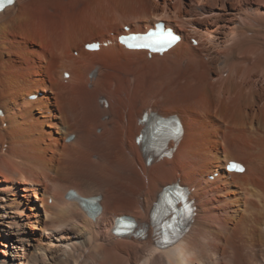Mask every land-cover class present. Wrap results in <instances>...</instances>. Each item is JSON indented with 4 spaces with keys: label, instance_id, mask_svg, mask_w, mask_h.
I'll list each match as a JSON object with an SVG mask.
<instances>
[{
    "label": "bare ground",
    "instance_id": "1",
    "mask_svg": "<svg viewBox=\"0 0 264 264\" xmlns=\"http://www.w3.org/2000/svg\"><path fill=\"white\" fill-rule=\"evenodd\" d=\"M156 22L181 34L163 55L117 42ZM145 113L180 119L171 157L148 162L136 143ZM176 182L194 216L162 248L151 216ZM120 216L138 236L113 234ZM263 222L264 0H16L0 13V264H264Z\"/></svg>",
    "mask_w": 264,
    "mask_h": 264
},
{
    "label": "snow or ice",
    "instance_id": "2",
    "mask_svg": "<svg viewBox=\"0 0 264 264\" xmlns=\"http://www.w3.org/2000/svg\"><path fill=\"white\" fill-rule=\"evenodd\" d=\"M8 2L11 3L12 0H8ZM231 167H232L234 170H241V171H242V169L239 168L238 165L233 164V165H231ZM165 227H169V226H168V225H165ZM171 242H172V241L169 240V239L167 238V236H165L162 240H158V243H161V244H168V243H171Z\"/></svg>",
    "mask_w": 264,
    "mask_h": 264
},
{
    "label": "rangeland",
    "instance_id": "3",
    "mask_svg": "<svg viewBox=\"0 0 264 264\" xmlns=\"http://www.w3.org/2000/svg\"><path fill=\"white\" fill-rule=\"evenodd\" d=\"M50 11H53V9H49V10H48V13H49V14H52L53 12L50 13ZM234 151H235V149H234ZM176 173H177V172H176ZM226 198H227V197H226ZM226 198H225V199H226ZM2 228H3V227H2ZM4 240H5V239H4ZM4 240H3V238L0 236V249H3V246L1 245V242H5Z\"/></svg>",
    "mask_w": 264,
    "mask_h": 264
}]
</instances>
